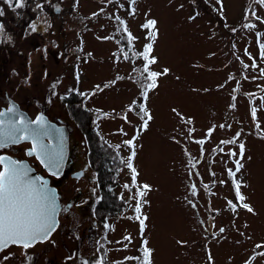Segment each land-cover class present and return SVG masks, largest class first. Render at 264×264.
<instances>
[{"label":"rangeland","instance_id":"obj_1","mask_svg":"<svg viewBox=\"0 0 264 264\" xmlns=\"http://www.w3.org/2000/svg\"><path fill=\"white\" fill-rule=\"evenodd\" d=\"M134 6L0 0V107L9 96L34 113L45 106L60 116L71 127L73 170L89 164L87 144L64 96L89 92L78 106L96 112L102 135L128 159L119 190L131 202L111 220L113 264H137L133 256L142 248L149 249V264H264V2L135 0ZM118 18L136 48L151 44L150 68L160 73L142 115L133 109L144 106L134 79L140 61L123 53ZM149 21L155 24L146 27ZM65 181L71 198L77 183ZM77 182L88 205L99 196L92 167ZM73 225L78 237L67 236L69 227L54 237L57 263L77 245L95 253L93 220Z\"/></svg>","mask_w":264,"mask_h":264},{"label":"flooded vegetation","instance_id":"obj_2","mask_svg":"<svg viewBox=\"0 0 264 264\" xmlns=\"http://www.w3.org/2000/svg\"><path fill=\"white\" fill-rule=\"evenodd\" d=\"M13 105L17 106V109H13L14 111L12 112V117H14L17 127H22L23 125H21L20 122L23 121V124H25L24 122L26 120L24 119H27L28 116L33 122L37 121L41 116L43 119H45L44 116H47L50 122H53V124L48 123L47 125H44L45 127L43 129L47 131V135L42 136L39 139V143H43L48 147V149H50L55 144L56 146L58 145V147L61 145L60 128L61 126H65L67 139L69 138V151L65 164H62L57 169L46 167L44 163H41V159L38 158L36 153L32 151L34 145L30 139H24L19 143L10 144L7 147L0 148V156L18 162L27 161L35 169L40 179H42L41 184H46L51 189H56L59 203L58 207L56 201L58 222L50 235L46 239L37 240L34 243H31V245L27 248L20 244H10L8 247L0 251V264H113V262H110L109 260L107 247L109 244V232L112 228V219L109 220V228L108 223L96 216L95 211L99 198H92L93 201L88 205L86 196L84 194L86 188H83L84 186H80V182H77L86 178L88 166H91L87 163V165L84 164L82 167L71 170V127L65 124L60 116H55L54 114L50 113L48 109L45 108V106H37V110H35L36 112L34 113L24 104L19 103ZM10 106L11 104H9V101L7 104H2L0 107V114L3 113V111L9 110ZM0 121H3L2 117H0ZM1 124L2 123H0V132ZM58 137L60 138V141ZM0 170H3V165H0ZM77 173H80L79 177L74 176ZM65 179H71L72 184L77 183L74 196L71 198H68L69 196L65 195L62 190V185L64 182H66ZM86 210L90 211L86 213ZM85 218L92 219L94 228L99 230V239L97 241V245L95 246V253L90 255L83 254L80 246L77 245V247L74 248L75 250L73 253H71L72 255H69L67 261H60L57 263L55 260H53V257L56 256V252H54L55 245L53 244L57 243L54 237L61 232L62 234H65L63 229L65 230L67 227L71 228L67 236L78 237L79 234L75 228H73V223L76 221L78 224H80L82 221L86 220ZM72 231H75V233L72 234ZM46 248L49 250L45 255V259V257L42 255L47 251ZM138 256L139 254L134 255L133 258L137 259ZM119 262L120 261H117L116 263Z\"/></svg>","mask_w":264,"mask_h":264},{"label":"snow or ice","instance_id":"obj_3","mask_svg":"<svg viewBox=\"0 0 264 264\" xmlns=\"http://www.w3.org/2000/svg\"><path fill=\"white\" fill-rule=\"evenodd\" d=\"M154 24L155 21H149L146 27ZM147 47L151 50V44ZM159 75L160 73H151L153 83L149 87H155V78ZM148 119L151 117L149 116ZM20 123L22 127L11 123L7 131L0 132V148L19 143L24 139H32L34 145L32 151L41 159V163L46 167L58 169L63 162L62 154L59 151L49 150L43 143H38V138L47 135V131L39 127L29 130L23 121ZM144 126L147 127V121ZM240 147L243 148V145ZM0 165H3V170H0V250L10 244H20L27 248L38 239H46L55 228L57 212L55 195L47 189L46 184L36 187V181L29 177L30 169L26 165L3 156H0ZM144 187L148 186L144 185ZM236 189L239 192V185ZM240 199L242 200L243 197L241 196ZM243 207L249 208L247 204ZM136 210L139 211V207ZM148 255L149 252L146 250L145 257L147 258Z\"/></svg>","mask_w":264,"mask_h":264},{"label":"trees","instance_id":"obj_4","mask_svg":"<svg viewBox=\"0 0 264 264\" xmlns=\"http://www.w3.org/2000/svg\"><path fill=\"white\" fill-rule=\"evenodd\" d=\"M129 3L133 8L135 7V0H129ZM117 23L121 34L119 40L123 53L133 62L136 59L140 61L136 66L137 74L134 75V79L142 89L141 99H143L140 104L143 103L142 105L144 106L138 108L137 105H135L133 109L135 112H139V115H142L144 109L147 110L145 98L151 88L149 85L153 83L151 73L154 71L150 68L152 57L150 56L148 45L144 46L142 49L135 47V37L127 29V25L122 18H118ZM146 56L147 58H145ZM78 93V91L74 90L70 94L65 95L64 99L69 105L70 114L75 125L77 124L84 133L87 144L88 162L96 173V183L99 194L95 211L96 216L108 223V227L110 228L109 220L122 216L130 206L131 199L125 197L119 190L123 185L121 172L123 168L127 166L128 159L116 144L111 143L102 135L96 123V112L91 109H86L84 106H81L82 108L78 106L83 104L82 102L86 100L89 92L86 91V94H88L86 97L83 96L84 99H82L83 97H78ZM261 134L264 135V132H261ZM132 189L133 188L130 187V190ZM241 196L242 195L239 194L238 198L240 199ZM146 250L149 252L148 248H142V252L136 259L138 260L137 264H149V255L147 258L145 257ZM256 255L257 254L254 253L253 257Z\"/></svg>","mask_w":264,"mask_h":264},{"label":"water","instance_id":"obj_5","mask_svg":"<svg viewBox=\"0 0 264 264\" xmlns=\"http://www.w3.org/2000/svg\"><path fill=\"white\" fill-rule=\"evenodd\" d=\"M9 104H11L10 109L7 110V111H3V113L0 114V117H2V119H3V123L1 124V132L7 131L11 127V123H15V125L17 124L14 121V117H12L13 116L12 112L14 111L13 109H17L16 108L17 106L13 105V104H19V103L17 101H15L14 99L9 98ZM41 118H42V116L37 121L32 122V120L28 116L27 119H24V120H26L24 122L25 123L24 125H27L29 130H31V129H35V128H38V127L39 128H44L45 127L44 125H47L48 123L49 124H53V122H50V120L47 118V116H44L45 119H43V118L41 119ZM38 121L40 122L39 124L37 123ZM60 129H61L60 130L61 131V135H60L61 141H60V138L59 137L58 138H59V141H60L61 145L58 147V145L56 146V144H55L49 150L59 151L60 153H62L63 154V162H62V164H65V161H66V158H67V155H68V151H69V146H68V139H67V133L65 131V127L61 126ZM40 138L41 137L38 138V143L40 142L39 141ZM30 140H32V139H30ZM37 151H39V148H37ZM19 162L24 164V165H26L28 167V169H30L29 177L36 181V187L39 188L42 185L41 184L42 179H40V177L38 176V174L35 171V169L27 161H19ZM74 176L79 177L80 173H77ZM46 186H47V189L50 190V192L55 195V199H56L57 205L59 207L56 189H51L48 185H46ZM55 220H56V224H55V227H56L57 222H58V211L56 212ZM38 240H42V239H38ZM34 242H32V243H34Z\"/></svg>","mask_w":264,"mask_h":264},{"label":"bare ground","instance_id":"obj_6","mask_svg":"<svg viewBox=\"0 0 264 264\" xmlns=\"http://www.w3.org/2000/svg\"><path fill=\"white\" fill-rule=\"evenodd\" d=\"M9 98H11V97H9V96H7V99H8V101H9ZM13 99V98H12ZM33 122V121H32ZM65 127V126H64ZM70 144H71V141H70ZM68 146H69V138H68Z\"/></svg>","mask_w":264,"mask_h":264}]
</instances>
